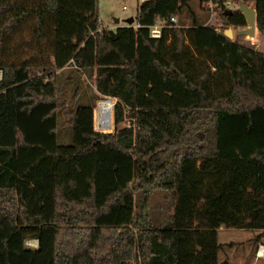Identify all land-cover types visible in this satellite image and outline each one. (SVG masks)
<instances>
[{"label": "trees", "instance_id": "trees-1", "mask_svg": "<svg viewBox=\"0 0 264 264\" xmlns=\"http://www.w3.org/2000/svg\"><path fill=\"white\" fill-rule=\"evenodd\" d=\"M226 1L211 0L221 27H245ZM238 1L264 39V0ZM186 11L189 26H168ZM136 19L110 30L96 0H0V264H219V228L264 230V53L199 23L190 0L146 1ZM64 68L86 74L88 101L66 105ZM101 97L115 100L112 132L93 128V111L111 128ZM160 109L182 130L139 148L136 112ZM155 189L175 200L159 226Z\"/></svg>", "mask_w": 264, "mask_h": 264}, {"label": "rangeland", "instance_id": "rangeland-1", "mask_svg": "<svg viewBox=\"0 0 264 264\" xmlns=\"http://www.w3.org/2000/svg\"><path fill=\"white\" fill-rule=\"evenodd\" d=\"M137 4V0H96L97 18L101 20L100 24L103 26L111 24L128 26L126 19L131 16L135 17ZM247 5L254 4L249 2ZM123 6H125V9H123ZM224 6L227 9H232L236 6V2L233 0H227L224 2ZM190 7L193 14L198 18L199 23L208 26H215L218 30L223 29V27H221L222 22L217 17V10H214L215 6L212 4L211 0H190ZM113 18H117L119 21L115 22L113 21ZM177 19L178 24L180 25H190L192 22V18L187 11L181 16H177ZM238 28L239 27H233L234 37L231 41L238 42L264 53V39L258 34V32H256L253 40H247L244 36H236ZM31 73L33 75L45 76L47 72L33 68L31 69ZM55 73L56 75L58 74V81L60 82L63 91L62 94L68 107L89 100L94 89L93 84L86 79V74L71 68H64L61 71L57 70ZM106 99L110 98L101 97V99L95 101L94 108L99 104L106 113L111 114L110 129L107 131H97L98 129L96 127H98V125L97 120L94 119L93 111V128L95 131L102 133L113 131L112 103L115 100L110 99V102H101ZM181 120L182 117L180 111L177 109H170L168 111L161 109L151 111L138 110L133 121L136 128L135 140L137 146L144 150H149L150 148L159 145L163 139L172 137L182 130ZM58 121L59 139H57V142L59 144H68L70 140L68 134L69 127L67 126L65 117L62 113L59 114ZM128 122L129 121L126 120L125 123L119 124V127L127 125ZM136 195H138V193H136ZM174 201V194L172 191L155 189L148 193L147 206L154 225L159 226L168 222L169 217L173 213ZM252 231L254 232L255 230L223 228V230L219 232V240L220 242H242L246 238L253 236V234H251ZM32 243L31 239L25 241V244L30 247H32ZM260 264H264V260L261 261Z\"/></svg>", "mask_w": 264, "mask_h": 264}, {"label": "crops", "instance_id": "crops-1", "mask_svg": "<svg viewBox=\"0 0 264 264\" xmlns=\"http://www.w3.org/2000/svg\"><path fill=\"white\" fill-rule=\"evenodd\" d=\"M136 14H137V9H136ZM136 14H135V17L131 16L133 18V21L130 24L135 22L134 19L136 18ZM113 21L118 22L119 20L117 18H113ZM100 23H101V20H100ZM183 26L187 27L189 25H183ZM100 27L113 30V29H116L122 26L118 24H111V25L103 26L100 24ZM223 228L224 227L219 228L218 233H217L218 242L223 245L221 250L218 253L219 264H260L261 261L264 260V257H258L256 255L258 246L259 245L264 246V231L262 230H255L254 232L252 231V233L251 232L250 233L253 234V236L246 238L242 242H239V241L238 242H235V241L220 242L219 232L223 230Z\"/></svg>", "mask_w": 264, "mask_h": 264}, {"label": "water", "instance_id": "water-1", "mask_svg": "<svg viewBox=\"0 0 264 264\" xmlns=\"http://www.w3.org/2000/svg\"><path fill=\"white\" fill-rule=\"evenodd\" d=\"M236 2V6L232 9H228L225 13L231 14L233 12H239L244 17L246 26L240 27L236 36H244L247 40L253 39L256 33V9L254 5H247L241 1L234 0ZM133 21L132 17L126 19V22L131 23ZM223 35L231 40L234 37V30L232 26L227 27L223 31ZM107 102H110V99H106ZM115 103V102H113ZM112 103V105H113Z\"/></svg>", "mask_w": 264, "mask_h": 264}, {"label": "built area", "instance_id": "built-area-1", "mask_svg": "<svg viewBox=\"0 0 264 264\" xmlns=\"http://www.w3.org/2000/svg\"><path fill=\"white\" fill-rule=\"evenodd\" d=\"M146 1H150V0H137V3H138L137 4V7H139L142 3L146 2ZM123 9H125V6H123ZM136 16H137V14H136ZM135 19H134L135 22H133L131 24V26L134 27V28H137V27L140 26V22H139L138 19H136V20ZM97 22H98V24L100 23V20L98 18H97ZM164 26H165L164 23H159V22H157L155 24H152V25H148L147 26V29H148V32H149L150 37H152V38H159L161 36V31H162V28ZM168 26H178V19H177V17L172 16L169 19ZM99 27H100V24H99ZM72 67L75 68L74 65H72ZM32 242L33 243H32L31 246H32V248H34L36 246V241L35 240H32ZM256 255L258 257H264V247L263 246H259L258 247V250L256 252Z\"/></svg>", "mask_w": 264, "mask_h": 264}, {"label": "bare ground", "instance_id": "bare-ground-1", "mask_svg": "<svg viewBox=\"0 0 264 264\" xmlns=\"http://www.w3.org/2000/svg\"><path fill=\"white\" fill-rule=\"evenodd\" d=\"M101 102H107L106 100H103V101H101ZM98 129V128H97ZM98 131V130H97Z\"/></svg>", "mask_w": 264, "mask_h": 264}]
</instances>
